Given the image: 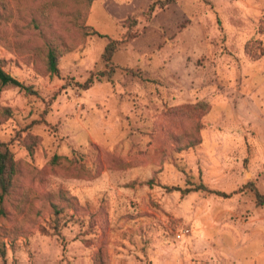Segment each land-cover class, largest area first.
I'll list each match as a JSON object with an SVG mask.
<instances>
[{
	"label": "rangeland",
	"instance_id": "obj_1",
	"mask_svg": "<svg viewBox=\"0 0 264 264\" xmlns=\"http://www.w3.org/2000/svg\"><path fill=\"white\" fill-rule=\"evenodd\" d=\"M165 2L0 0V264H264V0Z\"/></svg>",
	"mask_w": 264,
	"mask_h": 264
},
{
	"label": "trees",
	"instance_id": "obj_2",
	"mask_svg": "<svg viewBox=\"0 0 264 264\" xmlns=\"http://www.w3.org/2000/svg\"><path fill=\"white\" fill-rule=\"evenodd\" d=\"M170 1H173V0H166V2H170ZM92 32L98 33L95 30H92ZM125 41L126 40H124V41L123 40H110L105 45V48H104L102 55H103L104 60L107 63L110 61L111 56L116 51L118 46ZM245 49L249 51L247 46H245ZM263 54H264V49L259 54L253 55V57L258 58L259 55H263ZM59 55H60L59 52H57L54 48L49 49L47 52L46 67H47V70L51 74L58 73L57 62H58ZM91 82H92V79L89 78L86 81V85H88ZM0 85L19 87L20 89H22L23 91H25L28 94H32V93L36 92L32 88V86H28V85L23 84L18 79H16L15 77H13L9 73H7L2 68L1 65H0ZM200 105H203L204 107H206V106L209 107V104L201 103ZM173 137H175V136H173ZM175 141H177V140H175ZM193 143H195V142L188 143L185 146H189ZM13 171H14V162H13L12 154L9 151V149L7 148V146L3 142L0 141V190H1V196L10 187ZM169 189L170 190H180V188L177 186H171V187H169ZM198 189H203V190H206L209 192H214L218 195L228 196V194L221 192L219 190H209L203 184H199L198 186L194 187L193 190H198ZM190 190H192V189L191 188H185L184 190H182V193H185V192L190 191ZM252 190H253V193L255 196L256 204L257 205H264V194L260 193V191L256 187H253V186H252Z\"/></svg>",
	"mask_w": 264,
	"mask_h": 264
},
{
	"label": "built area",
	"instance_id": "obj_3",
	"mask_svg": "<svg viewBox=\"0 0 264 264\" xmlns=\"http://www.w3.org/2000/svg\"><path fill=\"white\" fill-rule=\"evenodd\" d=\"M177 237H180V234H177Z\"/></svg>",
	"mask_w": 264,
	"mask_h": 264
}]
</instances>
